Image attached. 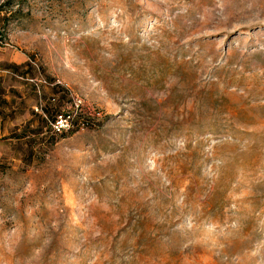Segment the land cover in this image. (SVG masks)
I'll return each mask as SVG.
<instances>
[{"label": "rangeland", "instance_id": "rangeland-1", "mask_svg": "<svg viewBox=\"0 0 264 264\" xmlns=\"http://www.w3.org/2000/svg\"><path fill=\"white\" fill-rule=\"evenodd\" d=\"M15 51L0 264H264V0H0Z\"/></svg>", "mask_w": 264, "mask_h": 264}, {"label": "crops", "instance_id": "crops-1", "mask_svg": "<svg viewBox=\"0 0 264 264\" xmlns=\"http://www.w3.org/2000/svg\"><path fill=\"white\" fill-rule=\"evenodd\" d=\"M25 58L26 57L24 56V54L15 51V52H11L10 55H6L5 57L0 58L1 60L0 62H5L6 64H10L11 67L19 68L20 65L25 64V60H26ZM11 87L12 86L6 88L2 86L1 74H0V96L4 90L7 91Z\"/></svg>", "mask_w": 264, "mask_h": 264}, {"label": "built area", "instance_id": "built-area-1", "mask_svg": "<svg viewBox=\"0 0 264 264\" xmlns=\"http://www.w3.org/2000/svg\"><path fill=\"white\" fill-rule=\"evenodd\" d=\"M74 106H77V103H74ZM68 115H57L55 119L51 122L54 130L59 131L62 127L67 126Z\"/></svg>", "mask_w": 264, "mask_h": 264}, {"label": "trees", "instance_id": "trees-1", "mask_svg": "<svg viewBox=\"0 0 264 264\" xmlns=\"http://www.w3.org/2000/svg\"><path fill=\"white\" fill-rule=\"evenodd\" d=\"M7 3H9V2H7ZM54 119H55V118H54ZM54 119H52V121H53Z\"/></svg>", "mask_w": 264, "mask_h": 264}]
</instances>
